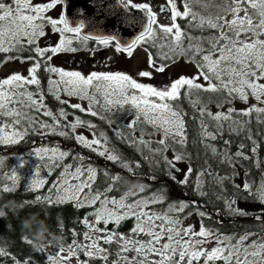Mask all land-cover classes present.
<instances>
[{
	"label": "snow or ice",
	"instance_id": "obj_1",
	"mask_svg": "<svg viewBox=\"0 0 264 264\" xmlns=\"http://www.w3.org/2000/svg\"><path fill=\"white\" fill-rule=\"evenodd\" d=\"M120 2L125 8L141 10L146 21L143 30L126 44H121L114 34L83 33L85 21L81 19L72 24L63 10L57 18L48 15L58 5H65L67 0H47L46 3L0 0V53L9 54L0 62L19 60L29 64L26 75L16 71L0 78V144H18L30 133L67 137L107 161L119 162L128 173V178H125L119 174L110 176L105 171L104 175L111 183L101 190L94 187L98 170L91 163H86L90 161V157L79 153L73 155L58 146L33 148V153L43 163L36 167L30 189L35 191L45 186L46 181L41 178V167H46L49 174L55 169H62L57 182L48 189V194L36 196L35 201H45L50 205L73 202L76 208L93 209L82 221L88 229L84 238L90 243L80 244L74 239L67 245V254L64 255L65 246L57 241L58 251L49 255L48 259L52 264H70L77 252L82 250L89 258L98 257L105 264H110V251L102 244H115L118 247L117 255L123 264H217L220 261L223 264H264V234L249 230L230 236L222 234L218 229H210L203 221L205 218L211 219V215L200 210V205L195 200L182 199L178 203L168 204L163 212L151 210V205L165 202V195L163 192L147 197L140 195L148 187L139 181L136 172L141 167L140 161H136L134 165L125 161L110 146L109 136L96 123L76 114L83 113L106 122L122 142L142 153L147 148L152 157L145 155V160L152 162L159 156L167 165V175L172 181L178 185H190L195 170L189 166L183 171L176 166V162L184 160L186 155L183 148L188 141L187 113L180 103L182 99H186L200 117V143L220 157V163H228L235 168L240 160H250L243 142L231 153L228 147L232 141L224 140L226 147L221 153L207 141L222 138L226 123L229 133L237 136L244 133L247 121H238L234 116L248 117L253 112L264 114V107L258 106L264 105V38H261L264 36V11H260L264 0H223V3L215 5L217 11L209 12L207 16L192 9L193 3H200L201 0H183V11L178 7L177 0H165L160 5L159 14L149 2ZM210 4L212 0H205L203 7L206 11ZM249 9L256 11L252 13ZM164 13H170L169 24H161L158 20V15ZM254 15L258 23L254 22ZM178 19L186 20L188 28L212 29L215 34L194 36L177 23ZM48 27L52 33L59 34V39L51 45L41 46L40 41L47 36ZM74 40L82 45H86L89 40H94L98 46L114 44L116 52L127 53L129 57L137 46L151 42V46L158 48V51L154 54L145 47L149 70L139 71L137 75L140 78L152 79L153 72L164 73L180 59L193 64L197 71L194 75H179L157 87L140 82L123 72L93 71L84 75L80 71L55 66L53 60L59 54L79 51V48L73 46ZM160 40L165 43H159ZM90 51L95 52V49ZM42 73L47 74V90L42 83ZM201 93L217 94L216 106L221 109L225 103L231 104L237 99L248 104L250 97L257 104L239 111L229 107L226 111L213 113L208 109L207 103L200 99ZM62 94L87 101V105L71 103L70 100L63 99ZM48 95L66 107H60L54 112L46 103ZM194 96L196 99H193ZM211 99L213 98H209ZM122 112L132 116L123 125V128L132 133L128 136H125L118 124V115ZM44 117L48 119H43ZM142 125L150 126L152 132L146 133ZM78 128H87L91 138L78 133ZM138 129L140 135L136 137ZM157 134L161 137L159 140L145 139L146 135ZM246 138L253 145L250 151L256 153L260 145L253 135L249 134ZM153 143L157 147H151ZM169 149L174 153L173 159L164 155ZM69 157L75 163H65ZM0 163L3 161L0 160ZM25 165L26 161L21 158L17 167L11 169L9 179L13 184L19 179L18 169ZM175 173H182V178L178 179ZM195 176L193 190L200 196L207 195L203 191V178L214 176V173L205 167L195 172ZM152 179L155 180L156 177L153 176ZM214 179L222 185L227 177L214 176ZM133 183L138 185L134 191L129 188V184ZM118 184H122L126 190L119 198L110 196ZM235 189L236 193L247 194L245 200L249 197L258 199L264 205V185L254 190V185L244 182L242 186L235 185ZM3 190L11 189L4 185ZM216 198L223 199L230 215H250L238 206L239 197L235 194L233 197L218 195ZM190 207L200 217L198 230L193 225H183L180 214ZM192 214L188 212L189 216ZM128 219L135 220L129 233L118 231L121 223ZM255 219L264 224V210ZM101 224L104 227H100ZM109 224H114L116 228H109ZM73 235L78 234L73 232ZM142 235L148 239H140ZM213 244L214 246L209 247ZM133 252L134 256L127 255ZM0 255L7 253L0 249ZM77 262L81 264L78 257ZM16 264L21 262L17 260ZM22 264H30V261L24 260ZM111 264H119V261H112Z\"/></svg>",
	"mask_w": 264,
	"mask_h": 264
},
{
	"label": "trees",
	"instance_id": "obj_2",
	"mask_svg": "<svg viewBox=\"0 0 264 264\" xmlns=\"http://www.w3.org/2000/svg\"><path fill=\"white\" fill-rule=\"evenodd\" d=\"M205 0H201L200 3H193L192 9L201 15L207 16L209 12L214 13L217 8L215 5L223 3V0H212V4L209 5L206 11L203 7ZM250 12L255 13L256 10L249 9ZM254 21H258L254 15ZM180 26L186 29L194 36H209L215 34V30L212 29H194L188 28V22L186 20L178 19ZM187 41H185V45ZM149 51L154 54L158 51V48H153L151 42L147 44ZM9 54L0 53V61H3ZM28 55V53H24ZM185 61L184 59H181ZM186 62V61H185ZM188 63V62H187ZM4 63L0 62V67ZM42 83L47 90V74L42 73ZM34 90V89H33ZM215 93H201L200 99L207 103L208 109L213 113L217 111H226L229 107H234L238 111L246 109L249 105L257 104L254 98H249V103L245 104L240 100H235L231 104H224L223 109L216 106ZM209 98H213L209 100ZM193 99H196L194 96ZM46 103L49 108L56 112L60 107H66L60 105L51 95L47 96ZM184 111L187 113V136L188 141L184 145V152L186 153L185 159L182 160L186 163L187 167L191 166L195 172H199L202 168L207 167L214 173L215 177H227L223 181L222 185L217 183L214 176H205L203 191L207 193L205 196H200L193 190L195 185V172L190 179V185H178L170 179L167 175L168 167L164 161L159 157H155L152 162L145 160L144 156L148 155L152 157V153L147 148L143 149V153L135 148L129 146L126 142H122L117 137L108 124L104 121H100L97 118L87 116L83 113H76L80 115L82 119L92 120L98 125L101 131H104L110 140V146L113 147L116 152L127 162L135 164L136 161H140L141 167L136 169L139 181L146 184L148 187L141 196H151L153 193L163 192L165 195V202L163 204L151 205L150 209L157 212H163L167 209L168 204L178 203L180 200L192 201L195 200L200 205V210L206 211L211 215V219L205 218L203 223L210 229H218L224 235L237 236L243 234L245 231H253L264 234V224L255 219L260 213H250L249 216H236L230 215L225 207L223 199L218 200L216 197L221 195L223 197H233L234 194L238 199V206H246L248 204L260 203L259 200H253L247 198L246 193H236L235 185H243L244 182H248L258 188L264 185V114H257L253 112L251 116L241 117L234 116V119L238 121H247V126L244 133L237 136L235 133H229L227 131V123L225 124V131L222 138H218L216 141H207V143L216 147L218 152H223L225 145L224 140L230 139L232 144L228 147L231 153L237 150V145L243 142L246 146V152L251 157L250 160H240L236 167L233 168L231 164L220 163V157L214 155L210 149H206L204 144L200 143L201 135L199 128L200 117L196 109H194L186 99L180 101ZM264 107V105H258ZM73 111L72 109H67ZM127 113H120L118 115V124L121 125L122 131L125 136L131 135V131L123 128L124 120L127 117ZM72 117H69L71 119ZM43 119H48L44 117ZM50 122V121H49ZM235 127V125H233ZM145 128V132H152V129L148 125H142ZM84 131L89 132L87 128H82ZM212 130V129H210ZM90 133V132H89ZM253 135L257 144L260 147L257 148L256 153L250 151L252 142L247 140V135ZM139 129L136 131L135 136L139 137ZM157 135H154L156 137ZM153 136L146 135L145 139L156 141ZM53 147L58 146L62 150L70 151L73 155L83 154L86 157H90L91 163L98 170L97 182L94 187L103 190L107 187L111 181L104 175L107 171L110 176L117 174L122 177L128 178L127 170L119 162H110L106 159L99 157L98 155L91 153L88 149L81 145H77L74 139L67 137H60L55 135L40 136L30 133L25 139L18 144H0V249H3L7 255H0V264H16L19 260L22 264L24 260H29L30 264H51L48 259V248L52 247L58 250L57 241L65 246L71 244L75 239L80 244H86L84 233L88 231L86 226L82 223L85 216L88 215L93 209L89 207L76 208L73 202H65L62 204H48L45 201H35L36 196H46L48 189L52 188L51 183L58 180L62 169H55L49 174L46 167H41L44 170L46 176V184L39 190H32L29 188V182L27 178H21L14 183L10 184L8 178L11 175V169L16 168L18 161L23 158L26 161V165L21 168L22 170L32 169L33 166L37 167L42 165V161L34 156L33 148L35 147ZM151 147L155 148L157 145L153 143ZM180 149V146H177ZM173 153V151L170 149ZM167 152L164 153L166 155ZM167 156V155H166ZM27 158V159H26ZM65 163H75L71 157L67 158ZM28 168V169H27ZM156 179L153 180L152 177ZM13 183V182H12ZM11 185L10 191H4V185ZM138 187L137 184H129L131 190H135ZM126 189L122 184H118L117 187L111 192L110 196H119ZM188 212H195L192 207L186 209L183 214H180L183 219ZM89 219H93L89 217ZM135 220L128 219L121 223L117 229L125 234L129 233V230L134 226ZM100 227H104L103 224ZM109 228H116L114 224H109ZM73 232L78 235H73ZM140 239H148L147 236H140ZM255 238V237H254ZM31 241V242H29ZM110 251L109 262L120 261L117 252L118 247L115 244L103 245ZM67 252V251H66ZM129 257L134 256L135 253H128ZM77 257L81 264L87 262V264H105V262L98 258H89L84 252L78 251L77 256L73 258L77 261ZM78 264V262H77ZM217 264H223L222 261Z\"/></svg>",
	"mask_w": 264,
	"mask_h": 264
},
{
	"label": "rangeland",
	"instance_id": "obj_3",
	"mask_svg": "<svg viewBox=\"0 0 264 264\" xmlns=\"http://www.w3.org/2000/svg\"><path fill=\"white\" fill-rule=\"evenodd\" d=\"M34 3H46L47 0H33ZM133 3H144V2H149L152 4L153 6V10L156 11L158 13V4H164L165 0H132ZM177 4L178 7L180 8L181 11H183V0H177ZM156 7V8H155ZM155 8V9H154ZM62 11V5H58L55 9L50 10V12L48 13V15L52 16L53 18H57L59 16V14ZM217 11V10H216ZM260 11H264V6H262L260 8ZM241 15H243V12L240 13ZM229 19L231 18V16L228 17ZM158 20L161 24H169L166 20H164L163 18H161L160 15H158ZM257 22L258 21H254ZM46 32H47V36L42 38L40 41L41 46H44V42L48 39L52 40V43H55L58 41L59 39V34H54L51 31V28L48 27L46 28ZM243 38V37H242ZM261 38H264V36H262ZM74 45V44H73ZM76 45V44H75ZM145 48L142 46H138L134 52L133 55L131 57H129L127 54L123 57L120 58V66L118 67H114L111 71L108 72H123V73H127L129 75H132L134 78L138 79L140 82L143 83H150L154 86H162L163 84H165L166 82H169L172 79L177 78L179 75H194L197 71L196 67L191 64V63H187L183 60H179V62L170 65L167 70L164 73H156L153 72V78L152 79H148V78H140L137 74L139 71H143V70H149L148 69V55L144 50ZM68 54L67 53H61L59 54L57 57L54 58L53 60V64L55 66L58 67H62L65 70H70V71H80V70H76L75 68H71L69 66L63 65L61 62V58L62 57H67ZM29 67L28 63H21L19 60H15V61H8L6 63H4L1 67H0V78H4L7 75L11 74L12 72H21L23 74H27V68ZM82 74L87 75L90 72L93 71H80ZM96 72H103V71H96ZM167 72H171L172 74V78L168 79L167 77ZM55 78V77H54ZM62 98L63 99H68L70 100L71 103H82L85 106L87 105V101H80L78 98L76 97H68L62 94ZM132 119L131 115H127L126 119L124 120V124L126 125L129 120ZM145 129V128H144ZM77 132L80 134H84L85 136H88L89 138H91V135L89 132L84 131L82 128H78ZM154 137V136H153ZM161 137L159 134H157L156 137H154L155 140H159ZM167 157L169 159H173L174 153H172L170 151V149L167 151ZM35 156V154H34ZM37 157V156H35ZM39 158V157H38ZM27 159V158H26ZM40 159V158H39ZM20 161V160H19ZM176 166L178 168H180L183 171L187 170V165L184 161H179L176 162ZM28 169V168H27ZM36 167L33 166L32 169H28V170H22L21 168L18 169L17 171V175H20L21 178H27L29 185L31 183V180L33 178V174L35 172ZM177 175V178L180 179L182 178V173H175ZM44 170H41V178H43L44 180H46V176ZM60 176V175H59ZM10 177V175L8 176V178ZM59 179V177H58ZM10 180V184L12 183V180ZM57 182V180H55V182L51 183V186L53 187V185ZM8 185L9 187L11 185ZM240 208L248 211L249 213H255V211H261L264 209V205H262L261 203H253V204H248L246 206H239ZM192 215H186L182 220H183V225L185 227H187L188 225H193L195 226L196 230L199 229L200 226V217L198 215L195 214V212H192ZM90 243V241H86V244ZM214 246L213 245H209V247ZM49 254H56L57 253V249L49 247L48 249ZM64 255L67 254V252L65 251L63 253ZM52 264V263H51ZM70 264H77V261L72 258ZM119 264H123L122 261H119Z\"/></svg>",
	"mask_w": 264,
	"mask_h": 264
},
{
	"label": "water",
	"instance_id": "obj_4",
	"mask_svg": "<svg viewBox=\"0 0 264 264\" xmlns=\"http://www.w3.org/2000/svg\"><path fill=\"white\" fill-rule=\"evenodd\" d=\"M95 4V6H93ZM70 23L83 19V33L115 35L121 44L133 40L145 24L144 13L139 9L125 8L120 0H67L62 5ZM48 39L43 44L51 45ZM65 62V59H62ZM73 63V59H70Z\"/></svg>",
	"mask_w": 264,
	"mask_h": 264
},
{
	"label": "flooded vegetation",
	"instance_id": "obj_5",
	"mask_svg": "<svg viewBox=\"0 0 264 264\" xmlns=\"http://www.w3.org/2000/svg\"><path fill=\"white\" fill-rule=\"evenodd\" d=\"M160 5L161 4H158V14ZM160 16L169 23L170 13H164ZM182 21H184V19H182ZM177 23L179 24V21H177ZM159 43H165V41L160 40ZM73 46L79 48V51H77L76 53L68 52V56L62 57L61 62L63 65L75 68L76 70L80 71H111L114 67L120 66V58H123L127 54L116 52L114 44L107 47L102 45L98 46L94 40H89L86 45H82L78 41L74 40ZM142 47L145 48L147 47V45H144ZM91 49H95V52L90 51ZM166 50L167 49H165V51ZM63 58L65 59V62L62 61ZM70 59H73V63H70ZM167 77L168 79L172 78L171 72H167ZM261 211H255V214L261 213Z\"/></svg>",
	"mask_w": 264,
	"mask_h": 264
}]
</instances>
